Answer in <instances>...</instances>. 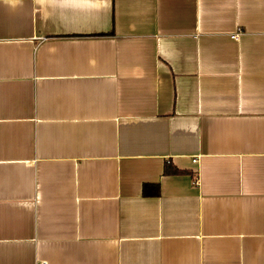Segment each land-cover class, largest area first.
Returning <instances> with one entry per match:
<instances>
[{
    "label": "crops",
    "instance_id": "crops-1",
    "mask_svg": "<svg viewBox=\"0 0 264 264\" xmlns=\"http://www.w3.org/2000/svg\"><path fill=\"white\" fill-rule=\"evenodd\" d=\"M0 264H264V0H0Z\"/></svg>",
    "mask_w": 264,
    "mask_h": 264
},
{
    "label": "trees",
    "instance_id": "trees-1",
    "mask_svg": "<svg viewBox=\"0 0 264 264\" xmlns=\"http://www.w3.org/2000/svg\"><path fill=\"white\" fill-rule=\"evenodd\" d=\"M180 172L177 168H174L173 166L165 165L164 166V175H170V174H179ZM160 193V186L158 184H151V185H144L142 189V194L144 196L149 197H155L158 196Z\"/></svg>",
    "mask_w": 264,
    "mask_h": 264
}]
</instances>
